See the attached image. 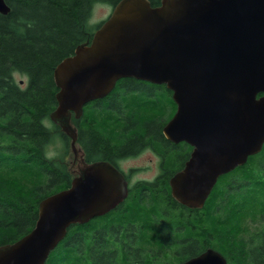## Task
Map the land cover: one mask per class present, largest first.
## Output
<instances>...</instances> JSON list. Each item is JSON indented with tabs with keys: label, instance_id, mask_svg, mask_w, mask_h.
<instances>
[{
	"label": "trees",
	"instance_id": "trees-1",
	"mask_svg": "<svg viewBox=\"0 0 264 264\" xmlns=\"http://www.w3.org/2000/svg\"><path fill=\"white\" fill-rule=\"evenodd\" d=\"M5 1L10 11L0 12V246L30 232L41 200L71 185L70 169L47 151L52 128L69 141L50 118L58 105L54 70L92 40L103 22L90 23L95 5L113 7L120 0ZM16 73L27 76L25 85ZM171 93L165 85L122 78L108 96L83 108L77 122L89 158L115 161L151 146L165 159L164 173L153 182L137 181L117 211L119 227L137 221L128 227L134 236L119 239L118 232L106 231L95 242L90 223L72 225L53 251L65 252L58 264H151L153 256L179 264L207 246L220 250L228 264H264V147L221 176L203 208L181 205L171 196L168 175L184 165L191 146L163 134ZM254 173L262 175L251 181ZM157 233L169 238L142 239Z\"/></svg>",
	"mask_w": 264,
	"mask_h": 264
},
{
	"label": "water",
	"instance_id": "water-1",
	"mask_svg": "<svg viewBox=\"0 0 264 264\" xmlns=\"http://www.w3.org/2000/svg\"><path fill=\"white\" fill-rule=\"evenodd\" d=\"M10 11L0 0V12ZM166 84L177 110L166 136L194 148L171 179L173 196L203 207L219 177L244 165L264 146V0H120L54 70L59 91L51 120L82 157L69 167L70 187L39 204L34 228L0 246V264H46L71 225L86 223L124 200L128 180L110 162L87 163L73 115L108 95L119 79ZM78 159V158H77ZM183 264H227L208 249Z\"/></svg>",
	"mask_w": 264,
	"mask_h": 264
},
{
	"label": "flooded vegetation",
	"instance_id": "flooded-vegetation-1",
	"mask_svg": "<svg viewBox=\"0 0 264 264\" xmlns=\"http://www.w3.org/2000/svg\"><path fill=\"white\" fill-rule=\"evenodd\" d=\"M125 78H134V77H125ZM122 79V78H121ZM134 79H136V80H141V79H137V78H134ZM120 80V79H119ZM118 80V81H119ZM117 81V82H118ZM141 81H144V82H148V83H152V84H158V83H153V82H149V81H145V80H141ZM158 85H160V86H162V85H165L166 86V84H158ZM167 87V86H166ZM172 92V91H171ZM110 94V93H109ZM108 94V95H109ZM155 94V93H154ZM108 95H106V96H108ZM105 96V97H106ZM105 97H103V98H105ZM171 98H172V106H171V109L169 110V113H168V116H167V118H166V121H165V123H164V125H163V134L165 135V137L167 138V139H169L167 136H166V134H165V132H164V127L166 126V124L168 123V121L172 118V116L175 114V112H176V110H177V103L175 102V100H174V97H173V92L171 93ZM99 99H101V98H99ZM95 100H97V99H95ZM153 101V100H152ZM91 102H94V100H92V101H90V102H88L87 104H85L84 105V107L85 106H87V105H90L91 104ZM172 107H174L173 109H172ZM83 112H84V109H83ZM83 114V113H82ZM82 114L79 116V117H76L75 116V114L73 115V118L75 119V122H73L74 123V125H75V127L77 128V132H78V139H77V143H78V145H79V147L83 150V152H84V156H83V158H84V160L87 162V163H94V162H98V161H108V162H110V163H112L123 175H124V177L128 180V184H129V191H128V194H127V196L124 198V200L122 201V202H120L118 205H116V207H114L113 209H111L110 211H108V212H106L105 214H102V215H99V216H96V217H93L92 219H90L88 222H86V223H90V231H91V237H92V240L93 241H95V242H97L98 241V239H102L103 237L99 234V233H104V232H113V231H116V232H118V238L120 239H122V238H126V237H128V236H131V235H133L134 236V232L133 231H129V226L131 227H135V225H136V223H137V221L135 220V221H129V220H127V221H125V223L123 224V227H119L118 225H116V223H120V222H117V220H116V218H117V215H118V209L120 208V205L122 204V203H124L125 202V199L131 194V191H132V189L134 188V185L136 184V182L137 181H146V182H153V181H155L160 175H162L163 173H164V161H165V159L163 158V156H161V154L157 151V150H155L153 147H151V146H149V147H147V148H143L142 150H140L139 152H137V153H135L134 155H132V156H128V157H123V158H121V159H116L115 161H110V160H106V159H91V158H89L88 157V154H87V151H86V149L84 148V146L80 143V136H79V127H78V120L80 119V117L82 116ZM169 140H171V139H169ZM171 141H173V140H171ZM174 143H178V144H181V143H184V142H186V141H184V140H182V141H179V142H175V141H173ZM186 143H188V142H186ZM188 145H190L191 146V149H190V151H189V157L185 160V162H184V165L178 170V171H180V170H182L183 168H184V166H185V164H186V162L190 159V157H191V154H192V151H193V146L190 144V143H188ZM147 151H149V152H151L155 157H156V159H157V167H158V169H157V173H156V175L154 176V178L153 179H139V180H136V181H132V176H134V174H136V173H138L139 171V169L138 168H130L129 170H125L124 168H122V166H121V164H122V162H124L125 160H127V159H130V158H135V157H139L140 155H142L143 153H145V152H147ZM78 158V159H77ZM81 159H82V157L80 156V157H76L75 155H73L72 156V160H71V168L76 172V171H78L79 170V166H80V161H81ZM177 171V172H178ZM177 172H175L173 175L172 174H169L168 175V182H169V187H170V192H171V196L177 201V202H179L174 196H173V194H172V186H171V183H170V181H171V179H172V177L177 173ZM231 172V171H230ZM229 173V172H228ZM228 173H226V174H228ZM226 174H224V175H226ZM224 175H222V176H224ZM221 177V176H220ZM219 180V179H218ZM218 182V181H217ZM217 184V183H216ZM216 184H215V186H216ZM215 186H214V188H215ZM214 188H213V190H214ZM213 190H212V192H213ZM211 192V193H212ZM211 193H210V195H211ZM209 195V196H210ZM209 198V197H208ZM208 200V199H207ZM207 200H206V202H207ZM206 202H205V204H206ZM181 205H183V206H186L188 209H190V210H193V209H201V208H203V207H189V206H187V205H185V204H183V203H181V202H179ZM204 204V205H205ZM140 214L138 215V217L140 218ZM86 223H76V224H73V225H75V226H77V227H79V229L80 228H82V226L84 225V224H86ZM152 223V222H151ZM140 224H142V223H140ZM71 227V226H70ZM70 227H69V229H70ZM103 228H104V230H103ZM69 229H68V231H69ZM106 229V230H105ZM136 229V228H135ZM154 232H156V231H154ZM67 234H68V232H67ZM78 234H79V231H78ZM136 235V237L137 236H139V235H137V234H135ZM142 236L144 235V234H141ZM67 236V235H66ZM66 236L64 237V238H66ZM103 236H104V234H103ZM108 236H110V234L108 235ZM126 236V237H125ZM105 237V236H104ZM169 237L168 236H165V235H162V234H159V233H157L156 235H151V236H144V237H142V239H150V240H152L153 242H156V241H161V240H163V239H168ZM64 240V239H63ZM63 240L58 244V246L56 247V248H58L61 244H62V242H63ZM92 241V242H93ZM94 242V243H95ZM139 247V246H138ZM55 248V249H56ZM92 248H93V253H95L96 252V248L95 247H93L92 246ZM128 248H130V245L128 246ZM131 248L132 249H134L135 251H137V247L136 246H133V245H131ZM54 249V250H55ZM208 249H214V250H216V251H218V252H220L224 257H225V255L220 251V250H218L217 248H215V247H212V246H207L205 249H203L201 252H199L198 254H196V255H193V256H190V257H188L187 259H185V260H183V261H181L179 264H183L184 262H186L187 260H189L190 258H193V257H197V256H199V255H201L202 253H204V252H206ZM53 250V251H54ZM53 251L50 253V256L48 257V259H47V261H46V264H50V261H51V258H53V259H55L54 257H52V255H53ZM59 254V253H58ZM62 254L64 255L65 254V252H63L62 251ZM97 254V253H96ZM147 257H148V254H147ZM152 257V256H151ZM152 258H154L150 263L151 264H163V263H161V261H158V259L157 258H155L154 256L152 257ZM226 258V257H225ZM226 261H227V264H228V259L226 258ZM52 262H53V260H52ZM154 262H156V263H154ZM147 263H149V262H147ZM172 264V263H171Z\"/></svg>",
	"mask_w": 264,
	"mask_h": 264
},
{
	"label": "rangeland",
	"instance_id": "rangeland-1",
	"mask_svg": "<svg viewBox=\"0 0 264 264\" xmlns=\"http://www.w3.org/2000/svg\"><path fill=\"white\" fill-rule=\"evenodd\" d=\"M112 5L99 3L96 4L92 13V17L90 18V23L92 25H98L100 22L104 21L109 17L112 12ZM15 77L20 84L25 85L27 82V76L21 73H16ZM51 126V123H48ZM53 126V125H52ZM54 130V138L52 142L48 145L47 151L48 155L55 159L59 164L63 167H70V163L72 160L73 153H71L70 148V139L68 143L64 140L59 130L52 128ZM122 168L125 170H129L130 168H138L139 172L132 176V181H136L139 179H153L157 173V159L156 157L149 151L143 153L139 157L130 158L122 162ZM255 177L251 179H257L260 173H254ZM246 176V175H245ZM244 184V183H243ZM141 215V214H140ZM59 253V254H58ZM50 264H58L59 261L63 260L65 255L62 254L61 250H56L53 253ZM53 260V262H52Z\"/></svg>",
	"mask_w": 264,
	"mask_h": 264
}]
</instances>
